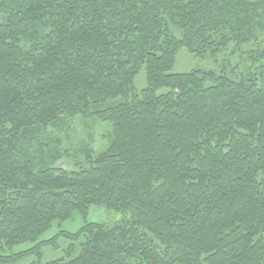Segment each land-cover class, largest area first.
Returning a JSON list of instances; mask_svg holds the SVG:
<instances>
[{"label": "trees", "instance_id": "trees-1", "mask_svg": "<svg viewBox=\"0 0 264 264\" xmlns=\"http://www.w3.org/2000/svg\"><path fill=\"white\" fill-rule=\"evenodd\" d=\"M260 34L264 0H17L0 23V262L264 264V51L240 77L170 72L182 47L215 60ZM110 98L94 113L110 146L76 170L21 145ZM91 206L123 219L89 222ZM75 211L76 232L39 240ZM58 236L69 260L42 262Z\"/></svg>", "mask_w": 264, "mask_h": 264}, {"label": "rangeland", "instance_id": "rangeland-1", "mask_svg": "<svg viewBox=\"0 0 264 264\" xmlns=\"http://www.w3.org/2000/svg\"><path fill=\"white\" fill-rule=\"evenodd\" d=\"M17 0H0V23L14 9ZM32 41H20L23 48H27ZM264 51V34H260L254 40L241 45L230 43L223 49L217 58H200L191 54L186 48L179 49L172 73H184L191 70H212L220 73L222 70L228 77H240L253 72L259 66V62L252 64L251 56L257 57ZM146 86L145 67L142 66L134 78L133 87L140 92ZM121 98H110L105 102L92 105L90 113H76L73 115L62 114L52 124L46 127H30L28 133L22 138L21 145L28 150L37 160H52V163L68 171L76 170L82 164L87 153L99 155L104 153L113 139L112 124L99 118L94 113L116 105ZM123 218L121 215L105 210L103 207L91 206L88 211L89 222L102 223L112 228L119 224ZM83 224L80 214L75 211L71 217L64 221L53 222L51 228L40 236L39 240L47 241L55 236L59 230L68 233L76 232ZM70 245V239L58 236L54 245H44L41 248V261L69 260L66 250ZM32 247L31 243H25L14 247V251H22ZM79 251L76 249V253ZM34 255L25 256L13 262H0V264H30L36 262ZM132 264H139L134 260Z\"/></svg>", "mask_w": 264, "mask_h": 264}]
</instances>
